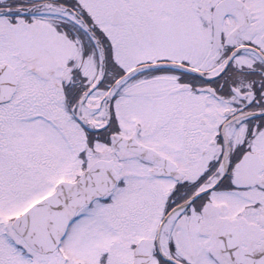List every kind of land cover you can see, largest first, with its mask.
<instances>
[{
	"label": "snow or ice",
	"instance_id": "1",
	"mask_svg": "<svg viewBox=\"0 0 264 264\" xmlns=\"http://www.w3.org/2000/svg\"><path fill=\"white\" fill-rule=\"evenodd\" d=\"M0 264H264V0H0Z\"/></svg>",
	"mask_w": 264,
	"mask_h": 264
}]
</instances>
